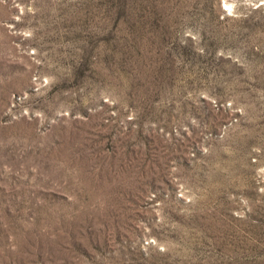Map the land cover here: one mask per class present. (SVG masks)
I'll return each mask as SVG.
<instances>
[{"label": "rangeland", "instance_id": "rangeland-1", "mask_svg": "<svg viewBox=\"0 0 264 264\" xmlns=\"http://www.w3.org/2000/svg\"><path fill=\"white\" fill-rule=\"evenodd\" d=\"M0 264H264V0H0Z\"/></svg>", "mask_w": 264, "mask_h": 264}]
</instances>
